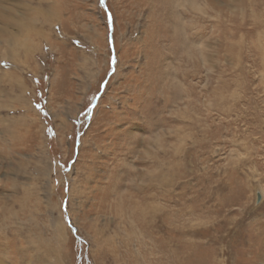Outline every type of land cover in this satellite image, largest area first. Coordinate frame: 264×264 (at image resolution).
<instances>
[{"label": "rangeland", "instance_id": "obj_1", "mask_svg": "<svg viewBox=\"0 0 264 264\" xmlns=\"http://www.w3.org/2000/svg\"><path fill=\"white\" fill-rule=\"evenodd\" d=\"M0 264H264V0H0Z\"/></svg>", "mask_w": 264, "mask_h": 264}]
</instances>
